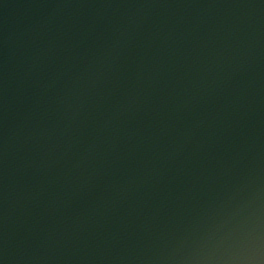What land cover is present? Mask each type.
Instances as JSON below:
<instances>
[{
  "label": "water",
  "instance_id": "1",
  "mask_svg": "<svg viewBox=\"0 0 264 264\" xmlns=\"http://www.w3.org/2000/svg\"><path fill=\"white\" fill-rule=\"evenodd\" d=\"M0 264H264V0H0Z\"/></svg>",
  "mask_w": 264,
  "mask_h": 264
}]
</instances>
